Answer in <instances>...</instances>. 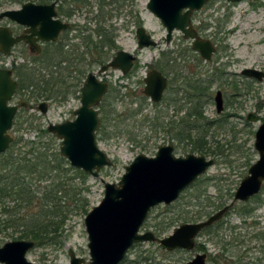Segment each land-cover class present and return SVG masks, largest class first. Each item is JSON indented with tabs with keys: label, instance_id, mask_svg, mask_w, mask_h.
Listing matches in <instances>:
<instances>
[{
	"label": "rangeland",
	"instance_id": "1",
	"mask_svg": "<svg viewBox=\"0 0 264 264\" xmlns=\"http://www.w3.org/2000/svg\"><path fill=\"white\" fill-rule=\"evenodd\" d=\"M85 1L86 4H82L79 10L77 21L80 24H89L90 19L100 18L102 27L115 38L118 45L115 49L103 48V52L106 53L105 59L110 60L119 49L132 52L137 57L135 66L128 75L124 76L116 69H109L106 73L100 74L101 79L109 82L110 93L99 107L104 122H101L97 131V140L99 147L114 163L103 167L98 177L87 174L89 177L87 184L89 191L86 192L89 200L87 209L90 211L103 199L105 182H119L125 173L126 165L137 155L143 153L153 156L158 147L164 144H173L177 156L185 155L174 137L175 130L169 125L172 121L173 126L175 120L179 119L174 109L168 108L165 101L155 105L143 90L144 76L150 67L157 61L165 65L163 61L166 59L161 57L163 51L185 52L184 49L192 45L180 31H175L172 41L166 43V28L148 9L149 0ZM140 22L153 34L158 42L156 46L138 48L136 28ZM193 23L199 29H206L199 30V33L205 39L212 40L217 48L216 53L211 60L206 61L201 56L199 59L186 52L187 57H182L179 62L180 65H186L185 71L190 76L214 78L220 75L223 77L224 73V84L215 80L212 90L214 95L217 90H222L225 110L218 114L215 101L212 99L206 105L205 115L209 119H219L223 123L222 127L213 128L210 132L211 146L219 142L223 150L233 156L226 162L220 158L218 160L213 155H206L208 158H214L215 164L202 176L204 179L210 178L207 190L204 191L205 195L197 198L195 194L200 193V190L190 186L172 204H160L150 211L142 232L150 230L156 234L157 223L172 220L173 225L168 231L161 235L156 234L161 238L172 233L175 227L183 223L206 220L220 209L217 205L221 202L225 206L230 205L240 182L248 175L250 166L259 157L254 142L255 132L264 121V78L258 80L247 77L242 71L245 68L264 71V0L237 2L209 0L200 11L194 13ZM62 66L67 76V66L64 63ZM84 67L87 75L89 71H98L100 64L92 62L85 64ZM49 70L55 68L52 66L47 72L41 71L43 74L46 72V78ZM38 74L40 75L39 70ZM229 81H233L231 84L235 87H231ZM174 83L176 81L172 82ZM81 85L82 83L79 87H68L71 92L66 96L63 92L54 93L55 97L49 99L36 97L35 90V96L26 99L31 102L30 107L15 121L12 135L17 139L21 138L23 142L30 139L39 140L41 129H46L49 124L74 119V111L81 105ZM173 91L167 94L168 98L182 95L173 94ZM26 96L29 97V94ZM42 101H46L49 106L45 114L38 108ZM251 112L257 114L258 121L247 120ZM45 139L47 138L44 137L43 140ZM57 142L61 145L58 138ZM247 160H251L249 166H246ZM249 204V209L254 208L252 212L245 213L247 207L244 208L237 202L220 224L213 227L210 234L206 232L199 234L197 244L204 245L206 250L196 247L193 250L167 251L156 241L143 242L134 245L128 251L125 264H130L128 260H136V264H149L142 259L147 255L153 258V264H184L197 253L204 252L208 255L207 264H217L214 260L209 261V257L223 253L229 264H236L232 261L240 260L242 264H264V190L261 192V201L252 199ZM1 209L0 205V246L8 241L20 239V233L14 228L4 227L2 220L5 216ZM88 212L73 211L65 222L58 243L35 246L28 253L29 260L35 264H70V249H74L78 256L88 260L89 239L85 226ZM224 243H227L228 250L225 249L223 252Z\"/></svg>",
	"mask_w": 264,
	"mask_h": 264
},
{
	"label": "water",
	"instance_id": "2",
	"mask_svg": "<svg viewBox=\"0 0 264 264\" xmlns=\"http://www.w3.org/2000/svg\"><path fill=\"white\" fill-rule=\"evenodd\" d=\"M237 2L241 0H227ZM209 0H149L148 9L154 13L166 28V42L170 43L175 31H180L185 39L192 40V48L203 59L210 60L216 51L211 39L200 36L193 23V15L200 11ZM42 5L26 3L23 9L7 11L12 19L23 23L34 24L41 17ZM52 14V13H51ZM50 14V16H52ZM54 14V13H53ZM59 22V21H53ZM60 24V23H59ZM68 24H60L59 29ZM1 34V32H0ZM56 34L44 36V39H55ZM139 49L157 45L154 36L145 25L136 30ZM18 38L15 41H19ZM0 49L7 51L2 45ZM13 40L8 37V46ZM136 57L129 51L121 50L99 72L105 73L110 68L128 73L134 65ZM242 74L258 80L264 78V71L245 68ZM144 93L153 102H159L168 85L167 78L158 69H152L145 77ZM16 88V82L11 78L9 70H0V153L8 150L13 142L9 134L12 129L17 107L8 104ZM109 90V83L98 78L95 72H89L81 87V106L75 110L76 117L48 125V132L55 134L61 141L60 154L70 164L83 170L86 174L98 177L105 166L113 165V160L103 151L97 140V131L101 124L97 106ZM217 110H224L222 92L215 97ZM40 109L48 111L46 102L40 104ZM249 121H256L254 112L248 114ZM255 149L259 159L249 168V174L242 179L234 194V201L246 202L261 191L264 182V122L255 133ZM173 144L158 147L153 156L137 155L126 165L125 173L117 183L105 182L103 199L95 205L85 217L88 232V247L90 258L78 256L74 249L69 250L70 264H120L128 251L136 244L158 241L161 247L168 251L192 250L195 248L199 234L220 220L229 210V205L209 216L206 220L183 223L173 229L169 235L157 238L148 230L140 232L152 208L164 204L170 205L176 201L183 191L204 175L215 159L205 155L188 153L177 156ZM35 246L33 240L17 239L0 246V262L3 264H35L29 260L28 253ZM207 254L197 253L184 264H206Z\"/></svg>",
	"mask_w": 264,
	"mask_h": 264
},
{
	"label": "trees",
	"instance_id": "3",
	"mask_svg": "<svg viewBox=\"0 0 264 264\" xmlns=\"http://www.w3.org/2000/svg\"><path fill=\"white\" fill-rule=\"evenodd\" d=\"M198 30L206 29L198 27ZM100 39L103 48L110 50L117 47L115 38L109 35L105 28L102 29ZM184 51H163L161 57L166 59L163 61L165 65H161L159 61L155 65L163 72L173 73L180 80L178 91L182 96L175 100L174 104L182 105L179 109L182 114L178 122L174 126L171 123L170 127L174 128V137L185 153L213 155L218 160L220 158L228 162L233 155L226 153L219 142H214L215 146L212 147L209 140L212 129L222 127L223 123L219 119H209L205 115V107L212 101L214 81L219 80L224 84V73L223 77L220 75L214 78L190 76L185 71L186 65H180L179 59L186 58V52L199 59L200 55L193 52L191 46H187ZM105 54V52L102 53L101 64L108 61L105 59ZM82 60V58L72 60L76 62L77 69V73L72 76L71 71L66 72L67 76H65L62 66L65 62L64 58H50L47 63L40 62V75L34 87L37 91L36 97L51 98L55 97L54 93L62 92L66 96L71 92L68 87H79L86 74V68L81 64ZM52 66L55 70H49L48 78H46L45 73ZM41 71L46 72L43 74ZM29 79L31 76L24 75L22 81ZM230 86L235 87L233 84ZM103 117L101 118L104 122ZM39 137V140L30 139L25 142L21 138H16L10 148L0 154V205L2 214L5 216L2 220L5 228H14L20 233V239H30L35 242V246H44L58 243L65 222L73 211L80 210L84 213L89 211L87 209L89 200L86 196V192L89 191V186H87L89 177L83 170L73 167L60 154V144L55 134L43 128ZM44 137L47 139L43 140ZM236 152H238L237 149ZM245 163L249 166L251 160ZM208 180H210L209 177L205 179L200 177L191 185L200 190V193L195 194L197 198L205 195L204 191L209 185ZM252 199L261 201V194ZM249 202L241 203L244 208L247 207L244 210L247 214L254 210V208H248ZM223 206H225L223 202L217 205L218 208ZM171 222L172 220L157 223L155 225L156 234L161 235L168 231L173 225ZM220 222L207 227L203 232L210 234L213 227L218 226ZM196 247L206 250L202 244L196 243ZM225 249L228 250L227 243L222 246L223 252ZM127 259L126 257L121 264H125ZM142 259L144 262L153 264V258L150 255ZM211 260L217 264H229L224 253L209 257V261ZM128 262L136 264V260H128ZM232 263L240 264L241 260L240 262L232 261Z\"/></svg>",
	"mask_w": 264,
	"mask_h": 264
},
{
	"label": "flooded vegetation",
	"instance_id": "4",
	"mask_svg": "<svg viewBox=\"0 0 264 264\" xmlns=\"http://www.w3.org/2000/svg\"><path fill=\"white\" fill-rule=\"evenodd\" d=\"M6 1H8V2H6ZM26 3H33L35 5L44 6L43 8L40 9V13H38L41 17V19H40L41 21H39V19H38L37 21L34 22V24L33 23L32 24H28V23L26 24V23H23L22 21L12 19L10 16H8L6 14L3 15L7 11L23 9L24 4H26ZM82 4H86V1L85 0H0V32H1L0 35H1V39L3 40V43L1 41V45L5 49H7V51L0 49V70H9L11 72L12 80L16 82L15 91H14L12 97L10 98V100L8 101L9 105L17 107L16 115H15V118L13 121V126L16 125L15 121L17 120V118H19L23 115V111L30 107L31 102L26 100V99H28V98L30 99V97H32V95L35 96V88L34 87L36 86L35 84H36V81H38V77H39L38 76L39 75L38 70H39L40 62L43 61V63H47V61L50 60V58H53V59L54 58H64L65 59L64 64L67 66L66 72L71 71V76L77 73L76 62H73L72 61L73 59L82 58L83 60L81 61V64H83V65L92 64V62H94L95 64L99 63L100 67H99L98 71H89V72H95L97 74L98 78L100 80L104 81L103 79L100 78V74H102L99 72L100 68L104 64L108 63L117 54V52H119L121 50H125V49H119L110 60H108L104 64H101V61H100L101 58L100 57L103 53L102 41L100 39L102 29H103L102 24H101V19L95 17L94 19H90L89 24H80L77 21V17L79 14V10L82 7ZM50 14L52 16H50ZM56 20L59 22H53ZM59 23L61 25L62 24H68V26L65 28L59 29V26H60ZM142 25H145V24L140 23L138 25V27L142 26ZM137 28H136V30H137ZM196 29L198 30L197 27H196ZM198 32H199V30H198ZM56 33H57V36L55 39H44L43 38L44 36H50V35H53ZM8 37L10 40H13V44L10 46H8ZM20 37H21V39L19 41H15L16 39H18ZM190 43L192 45V40H190ZM117 47H118V45H117ZM113 49H115V48H113ZM216 50H217V48H216ZM195 53H197V52H195ZM215 53H216V51H215ZM197 54H199V53H197ZM214 54H213V56H214ZM213 56H212V58H213ZM135 57H136V55H135ZM135 61H136V59H135ZM135 61H134V65L131 68V70L128 73H126L127 75L130 74V72L133 70V68L135 66ZM206 61H209V60H206ZM155 65H156V63H154L150 67V70L158 69L159 71H161L162 74L167 78L168 85H167L166 89L164 90L162 99L159 102H154V103L156 105L157 103L165 101L167 103V107L168 108L172 107L174 109L173 111L175 112V115L178 118H180V115L182 114V112H180L179 109L181 108L182 105L179 103L174 104V102H175V100H178V98H180L182 95L179 97L178 96L174 97V98H168L167 97V94L170 93L171 90H174L172 92L173 94H178V93L181 94V92L178 91V87L180 85V80L178 77H175L173 75V73L163 72L162 70H160ZM110 69H113V68H110ZM116 70H119V69H116ZM150 70H148V72ZM119 71H121V70H119ZM148 72H147V74H148ZM121 73H122V71H121ZM147 74H146V76H147ZM24 75L31 76V79H29L27 81L26 80L22 81ZM122 75L125 76V74H123V73H122ZM86 76L87 75H85V77L83 78L82 85L84 83ZM146 76H144V82H145ZM171 76L173 78H171ZM174 81H176V83L172 84V82H174ZM82 85H81V87H82ZM145 86H146V83H145ZM81 87H80V92H81ZM218 91L222 92V90H217L215 95L214 94L212 95V99H214V101H215V97H216V94ZM109 93H110V84H109V90L104 95V97L102 98V101L104 100V98L107 95H109ZM26 94H29V97L26 96ZM222 97L224 100L223 92H222ZM150 100H151V98H150ZM102 101H101V103H102ZM42 102H46V101H42ZM42 102L39 103L38 108L43 114H45L48 111L44 113L40 109V104ZM101 103L97 106V108L99 110V114H100L99 107H100ZM46 104L48 106L47 102H46ZM215 104H216V101H215ZM48 110H49V106H48ZM216 110H217V105H216ZM224 110H225V104H224ZM224 110L222 112H224ZM222 112H218V110H217L218 114H220ZM75 117H76V115H75ZM100 119H101V116H100ZM178 120L179 119L175 120V124L178 122ZM256 121H258V116H257ZM101 122H102V120H101ZM171 123H172V121H171ZM13 126H12V129H13ZM47 128H48V126H47ZM47 128H46V130H47ZM12 129L9 131V134L13 137V142H14L16 137L12 135V133H11ZM172 129H174V128L172 127ZM13 142L10 144V146L13 144ZM10 146H9V148H10ZM189 153H194V152H189ZM186 154H188V153H185V155ZM195 154H197V153H195ZM200 155H204V154H200ZM258 159H259V157H258ZM248 174H249V170H248ZM263 186H264V182H263L261 191L258 194H261V192L263 191ZM188 188H186V189H188ZM258 194H256V195H258ZM255 196L251 197L246 202H240V203H247L252 198H254ZM237 202H239V201H234V198H233V202L229 205L230 206L229 210ZM226 206H228V205H226ZM226 206H223V208ZM220 209H222V208H220ZM228 211L224 214V216L220 220L216 221L215 223L222 221V219L225 218ZM215 223L213 225H215ZM213 225H211V226H213ZM205 229H203V230H205ZM140 232H142V228H141ZM156 237L161 238V237H158L157 235H156ZM28 240H30V239H28ZM156 242H158V241H156ZM196 243H197V240H196ZM136 244H138V243H136ZM195 248H196V245H195ZM207 258H208V255H207Z\"/></svg>",
	"mask_w": 264,
	"mask_h": 264
}]
</instances>
